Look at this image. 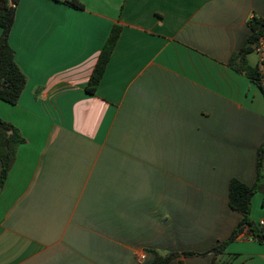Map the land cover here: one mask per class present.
Returning a JSON list of instances; mask_svg holds the SVG:
<instances>
[{
    "label": "crops",
    "instance_id": "obj_1",
    "mask_svg": "<svg viewBox=\"0 0 264 264\" xmlns=\"http://www.w3.org/2000/svg\"><path fill=\"white\" fill-rule=\"evenodd\" d=\"M64 1L16 5L9 43L27 84L15 105L0 99V117L24 142L0 188V264H151L176 253L167 264H264L248 228L221 254H183L226 240L242 219L230 181H256L264 96L229 60L264 0ZM247 61L264 73V52ZM261 169L250 218L264 232V153Z\"/></svg>",
    "mask_w": 264,
    "mask_h": 264
},
{
    "label": "trees",
    "instance_id": "obj_2",
    "mask_svg": "<svg viewBox=\"0 0 264 264\" xmlns=\"http://www.w3.org/2000/svg\"><path fill=\"white\" fill-rule=\"evenodd\" d=\"M64 2L78 9L84 7V5L78 0H65ZM18 3L19 0H0V99L12 105H15L19 101L27 84V76L16 63L14 50L9 43V36L15 19L16 5ZM247 24L251 33L240 50L231 56L229 66L252 80V82L260 88L264 96V73L259 66L253 67L249 65L247 61L248 54L253 52L259 46L261 39L264 37V17L254 14L248 19ZM120 32L121 26L114 25L99 54L89 81L86 84L85 90L87 93L95 94L106 69V65L117 43ZM23 142L24 138L20 135L19 130L0 117V160L2 164L0 188L3 186L8 171L14 162L17 147ZM263 153L264 143L261 145L258 152L256 181L253 186H248L235 178L230 181L229 205L232 209L242 214L241 221L231 235L207 252H188L183 253L184 255H206L211 252L215 255L221 254L231 242L236 240V238L243 233L246 228L249 229L253 239L264 244V232L255 228L250 218L251 199L256 193L261 181ZM177 255V253L165 256L156 255L155 260L151 264H167ZM180 264L183 263L180 262ZM211 264H215V259Z\"/></svg>",
    "mask_w": 264,
    "mask_h": 264
},
{
    "label": "built area",
    "instance_id": "obj_3",
    "mask_svg": "<svg viewBox=\"0 0 264 264\" xmlns=\"http://www.w3.org/2000/svg\"><path fill=\"white\" fill-rule=\"evenodd\" d=\"M258 51L264 52V42H260L259 46L256 48ZM260 225H264V221H260Z\"/></svg>",
    "mask_w": 264,
    "mask_h": 264
},
{
    "label": "rangeland",
    "instance_id": "obj_4",
    "mask_svg": "<svg viewBox=\"0 0 264 264\" xmlns=\"http://www.w3.org/2000/svg\"><path fill=\"white\" fill-rule=\"evenodd\" d=\"M260 225V224H259Z\"/></svg>",
    "mask_w": 264,
    "mask_h": 264
}]
</instances>
